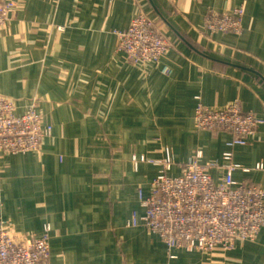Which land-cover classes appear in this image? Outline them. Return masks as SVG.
<instances>
[{"label": "crops", "instance_id": "1", "mask_svg": "<svg viewBox=\"0 0 264 264\" xmlns=\"http://www.w3.org/2000/svg\"><path fill=\"white\" fill-rule=\"evenodd\" d=\"M13 1L0 25V95L18 113L34 101L44 137L37 150L0 153V222L10 234L47 225L57 264H264V222L231 251L173 257L132 222L165 157L170 174L196 159L219 181L229 150L233 178L264 185V0ZM240 6L236 32L210 19ZM139 12L170 42L158 67L117 51L116 32ZM199 101H237L260 122L246 144L229 146L226 131L197 127Z\"/></svg>", "mask_w": 264, "mask_h": 264}, {"label": "built area", "instance_id": "2", "mask_svg": "<svg viewBox=\"0 0 264 264\" xmlns=\"http://www.w3.org/2000/svg\"><path fill=\"white\" fill-rule=\"evenodd\" d=\"M15 3L0 0V25L9 17ZM244 9L221 12L210 17L225 32H236L242 24ZM117 51L134 63L160 66L170 48L169 40L157 30L144 12L132 17L128 26L116 32ZM164 72H169L165 66ZM194 120L199 129H219L230 135L229 146L244 145L260 122L252 110L232 101L222 107H210L199 101ZM44 137L41 118L34 101L18 113L14 101L0 95V153L15 154L37 150ZM134 160L136 159L133 156ZM227 172L216 181L208 164L190 159L180 164L178 174H170L173 160L159 161L160 172L151 182V192L138 195L145 207L133 225H141L158 234L173 257L174 249L224 252L235 248L237 239L253 241L264 222V185L236 181L231 171L239 165L232 161L229 150L222 155ZM257 167H260L259 165ZM0 264H57L50 259L49 227L32 236L13 237L0 222Z\"/></svg>", "mask_w": 264, "mask_h": 264}]
</instances>
